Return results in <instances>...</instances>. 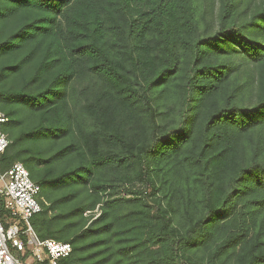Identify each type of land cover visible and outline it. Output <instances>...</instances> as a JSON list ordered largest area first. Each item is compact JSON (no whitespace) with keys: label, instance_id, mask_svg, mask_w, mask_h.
Masks as SVG:
<instances>
[{"label":"trees","instance_id":"trees-1","mask_svg":"<svg viewBox=\"0 0 264 264\" xmlns=\"http://www.w3.org/2000/svg\"><path fill=\"white\" fill-rule=\"evenodd\" d=\"M0 111L59 264H264V0H0Z\"/></svg>","mask_w":264,"mask_h":264},{"label":"built area","instance_id":"built-area-1","mask_svg":"<svg viewBox=\"0 0 264 264\" xmlns=\"http://www.w3.org/2000/svg\"><path fill=\"white\" fill-rule=\"evenodd\" d=\"M7 122L0 111V155L9 144L3 132ZM38 195L39 186L21 163L0 173V201L11 220L7 227L0 222V264H59L71 254L69 243L36 235L31 219L41 212Z\"/></svg>","mask_w":264,"mask_h":264}]
</instances>
